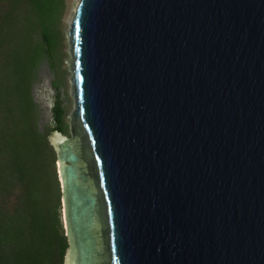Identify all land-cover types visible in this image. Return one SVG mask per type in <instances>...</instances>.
I'll return each instance as SVG.
<instances>
[{"label":"water","instance_id":"obj_1","mask_svg":"<svg viewBox=\"0 0 264 264\" xmlns=\"http://www.w3.org/2000/svg\"><path fill=\"white\" fill-rule=\"evenodd\" d=\"M66 37L64 264H264V0H79Z\"/></svg>","mask_w":264,"mask_h":264},{"label":"trees","instance_id":"obj_2","mask_svg":"<svg viewBox=\"0 0 264 264\" xmlns=\"http://www.w3.org/2000/svg\"><path fill=\"white\" fill-rule=\"evenodd\" d=\"M69 0H0V264H64L57 155L50 137L71 134L70 104L58 94L39 125L32 96L39 64L52 87L67 86Z\"/></svg>","mask_w":264,"mask_h":264},{"label":"rangeland","instance_id":"obj_3","mask_svg":"<svg viewBox=\"0 0 264 264\" xmlns=\"http://www.w3.org/2000/svg\"><path fill=\"white\" fill-rule=\"evenodd\" d=\"M79 0H69V8L67 9V13L65 15V32L69 27V23L73 17L75 7L77 5ZM66 44L67 48L66 51L68 53V40L66 37ZM69 59V54L68 58L66 61ZM67 64V62H66ZM67 70H68V65H66ZM68 76H67V86L66 87H60L58 90L54 89L51 84V80L53 77V73L48 67V64L46 61H43L39 64L37 71H36V79L32 85V96L34 100L37 102L39 109H40V116H39V125L40 127L44 126L45 124L49 123L51 121V107L53 105L54 99L56 95L58 94V97L62 104H70L71 109L70 112L74 108V100L72 98L71 94V83H70V72L68 71ZM69 112V113H70ZM60 135L58 133H54V135ZM50 137V143L51 138ZM53 145V144H52Z\"/></svg>","mask_w":264,"mask_h":264}]
</instances>
